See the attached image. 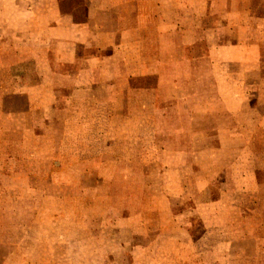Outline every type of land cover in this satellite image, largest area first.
I'll list each match as a JSON object with an SVG mask.
<instances>
[{"label": "rangeland", "instance_id": "374dc122", "mask_svg": "<svg viewBox=\"0 0 264 264\" xmlns=\"http://www.w3.org/2000/svg\"><path fill=\"white\" fill-rule=\"evenodd\" d=\"M32 6L40 4L0 3V264H264V94L249 88L258 73L248 81L245 67L229 63L218 75L208 68L202 81L188 75L186 59L173 71L161 64L157 75L170 48L161 37L168 50L156 61L148 42L143 69L163 79L145 87L142 102L126 100L143 107L125 116L144 130L131 132L143 134L141 142L102 130V99L92 116L98 129L88 140L82 130L70 135L56 130L71 117L65 106L73 100L79 115L89 106L85 88L70 84L94 73L62 61L70 46L41 32L38 18H18L37 13ZM236 6L233 34L213 41L264 43V0ZM58 138L79 145L78 162L56 157Z\"/></svg>", "mask_w": 264, "mask_h": 264}, {"label": "crops", "instance_id": "0c3cea01", "mask_svg": "<svg viewBox=\"0 0 264 264\" xmlns=\"http://www.w3.org/2000/svg\"><path fill=\"white\" fill-rule=\"evenodd\" d=\"M13 2L19 4L39 2V7L29 8L30 11L37 13L24 15L22 11L18 18H38L41 32L43 29L48 36L55 35L58 38L57 44L64 42L70 46L71 52L67 56L64 55L62 61L71 64L78 61L85 69L82 72L86 71V74L93 70L94 76L85 77L83 85L70 84L73 90L85 88L80 94V97L89 103L85 114L74 113L75 103L70 96L72 101L65 107L71 109V117L67 118L65 123L61 122L58 124L60 126H56L58 131L69 130L70 135H73L76 131L82 130L86 132L84 138L87 139L90 136L88 131L98 129L93 127L96 123L95 117L92 116L100 114V108H95V103L102 99L101 114L109 121L103 118L102 130L119 131L120 140L126 144L138 145L143 134L131 132L144 130L132 127L129 121L125 122V116L128 119V116L140 115L143 107L127 106L126 100L142 102L145 87L149 85L155 88L158 86L156 83L163 79L156 76L160 75L158 68L161 64L173 71L174 67L178 66V61L186 59L192 67L188 75L198 73L202 75V81L210 75L208 68L212 67L214 73L218 75L221 72L216 68L229 63L230 66H236L237 71L238 67H245V78L247 77L248 81L254 82L255 79L250 73L253 72L255 76L257 72L259 76L249 88L256 92L261 86L264 94V43L213 41L215 36L226 32L227 29L230 35L233 34L232 29L236 28L241 15V9L236 6L237 0H0V3L5 5H14ZM48 3H54L55 6ZM5 17L10 18L9 12ZM165 18L169 21H159ZM211 19L220 20L216 27L207 26L206 21ZM219 25L225 28L221 29ZM191 28L195 29V38L189 39L185 46L184 34H190ZM148 33L152 35L150 41L146 39ZM161 37L170 43L169 55L167 61H164L162 54V60L156 62L154 77L151 72L149 74L144 72L143 52L145 45L150 42V52L156 51L158 61L159 53L168 50V43L165 48H160ZM171 41L174 42L173 46ZM242 56H245V59ZM100 69L102 76L97 74ZM229 75L230 82L239 81V75L235 77L227 73L225 78L228 79ZM218 81L221 82L223 79ZM100 84L104 90L102 93L97 90ZM94 92L97 93L96 96L92 95ZM110 107L113 109L109 112L104 111ZM66 113L68 115L69 112ZM262 129L264 130V123ZM114 137L118 138L117 135ZM105 139L110 140L111 136L106 134ZM70 141L71 144L59 138L54 141L55 155L61 162L68 160L75 163L79 160V145H75L73 139Z\"/></svg>", "mask_w": 264, "mask_h": 264}]
</instances>
